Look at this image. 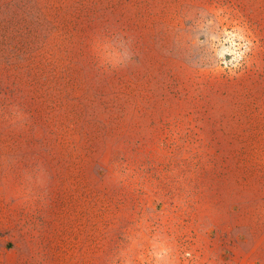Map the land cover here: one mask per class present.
I'll list each match as a JSON object with an SVG mask.
<instances>
[{"label":"rangeland","instance_id":"1","mask_svg":"<svg viewBox=\"0 0 264 264\" xmlns=\"http://www.w3.org/2000/svg\"><path fill=\"white\" fill-rule=\"evenodd\" d=\"M160 129V143L242 160L264 188V0H0V261L30 198L64 188L73 166L95 169L96 151L118 159ZM114 204L106 264H203L191 232L160 238L155 215L139 226ZM37 207L30 225L45 236Z\"/></svg>","mask_w":264,"mask_h":264},{"label":"crops","instance_id":"2","mask_svg":"<svg viewBox=\"0 0 264 264\" xmlns=\"http://www.w3.org/2000/svg\"><path fill=\"white\" fill-rule=\"evenodd\" d=\"M156 139L149 145L126 144L113 162L98 150L95 169L86 173L82 165L73 166L64 188V182H55L49 199L30 198L18 208L19 238L11 246L8 241L0 264H106L111 199L118 214L132 216L139 226L148 212L155 215L149 221L160 238L183 243L191 232L203 264H264V188L253 185L257 179L244 170L243 161L217 146H208L207 158L199 143H160L162 129ZM107 163L114 168L111 175ZM258 182L264 186V178ZM256 194L263 197L253 198ZM40 202L52 226L45 236L29 221H36L31 212ZM144 232L152 234L149 228ZM258 252L263 257L257 262L250 256Z\"/></svg>","mask_w":264,"mask_h":264}]
</instances>
